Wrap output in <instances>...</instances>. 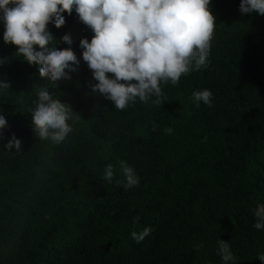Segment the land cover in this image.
<instances>
[{"label":"trees","instance_id":"16d2710c","mask_svg":"<svg viewBox=\"0 0 264 264\" xmlns=\"http://www.w3.org/2000/svg\"><path fill=\"white\" fill-rule=\"evenodd\" d=\"M238 5L210 0L205 67L162 84L160 104L151 97L124 110L91 91L78 42L93 34L75 11L47 25L58 41L70 36L80 61L67 80L39 77L35 63L3 43L0 22V82L9 84L0 93V264H223L220 240L231 264H260L264 230L252 225L264 204V14H241ZM44 86L71 113L72 131L59 144L31 124ZM204 89L211 107L192 101ZM13 134L19 151L4 148ZM121 160L139 177L127 190ZM109 163L111 183L103 179ZM146 226L152 231L135 243L130 233Z\"/></svg>","mask_w":264,"mask_h":264},{"label":"clouds","instance_id":"9594fccd","mask_svg":"<svg viewBox=\"0 0 264 264\" xmlns=\"http://www.w3.org/2000/svg\"><path fill=\"white\" fill-rule=\"evenodd\" d=\"M209 5L210 0H0L2 40L16 47V57L29 65L35 63L39 77L67 80L80 61L70 47V36L59 37L68 45L60 48L47 25L59 27L65 20L63 13L75 11L93 34L78 42L81 59L96 81L89 85L91 91L110 100L115 110H124L137 100L148 102L151 97H155L153 104H160L162 84L176 86L181 76L206 66L215 26ZM238 10L241 14H264V0H239ZM3 63L5 59L0 57ZM8 88L7 81L0 82V93ZM35 95L34 107L29 109L35 133L55 144L63 142L72 131L69 107L46 86L38 88ZM191 98L197 105L211 107L213 103L208 89L193 91ZM5 127L6 120L0 115V129ZM164 131L170 133L171 129ZM20 147L14 134L4 145L6 150L19 151ZM119 172L125 190L138 185L139 177L123 160ZM103 179L113 182L111 163L105 165ZM253 216L252 227L264 230V204L257 203ZM151 231L146 226L139 233L131 232L130 237L140 243ZM217 254L223 264L234 261L228 243L222 240ZM256 259L264 264V254Z\"/></svg>","mask_w":264,"mask_h":264}]
</instances>
